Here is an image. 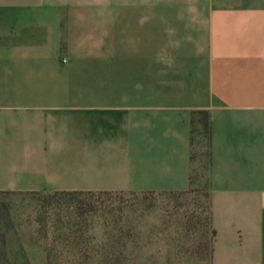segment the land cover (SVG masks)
<instances>
[{
  "label": "crops",
  "instance_id": "0c3cea01",
  "mask_svg": "<svg viewBox=\"0 0 264 264\" xmlns=\"http://www.w3.org/2000/svg\"><path fill=\"white\" fill-rule=\"evenodd\" d=\"M46 5L0 0V192L188 190L191 117L206 110L210 264H264V0L141 8L146 37L111 39L91 85L62 44L65 12Z\"/></svg>",
  "mask_w": 264,
  "mask_h": 264
},
{
  "label": "rangeland",
  "instance_id": "374dc122",
  "mask_svg": "<svg viewBox=\"0 0 264 264\" xmlns=\"http://www.w3.org/2000/svg\"><path fill=\"white\" fill-rule=\"evenodd\" d=\"M44 1L46 6L65 12L62 44L74 45L78 60L75 66L85 71V81L90 85L94 67L99 65L96 56L108 55L111 39L139 42L146 37L140 23L141 8H149L151 18L156 17L157 8L172 12V8H195L206 4V0ZM73 8L77 9V14H67ZM115 16L131 21L114 24ZM52 27L61 29L59 22H52ZM148 28L150 39L172 38L171 32L157 31L156 25L150 24ZM206 150L205 146L201 147V161L193 168V184L199 188L196 192H123L74 198L0 193V202L7 205V211L0 213V264H45V248L60 249V246L52 245L58 219L82 223V243L78 248L81 256L62 255V264L86 261L94 264L100 260V254L107 255L105 259L109 261L103 264H210L207 250L202 245L209 236L205 224L206 197L201 188L206 175ZM47 200L51 202L47 203ZM80 200L93 202L96 209L82 217L76 216L75 207ZM116 237H121L120 245L115 244ZM57 252L53 251V256L58 261Z\"/></svg>",
  "mask_w": 264,
  "mask_h": 264
},
{
  "label": "trees",
  "instance_id": "16d2710c",
  "mask_svg": "<svg viewBox=\"0 0 264 264\" xmlns=\"http://www.w3.org/2000/svg\"><path fill=\"white\" fill-rule=\"evenodd\" d=\"M209 141H210V115L206 110H198L195 111L191 117V130H190V144L192 146V152L190 154V159L193 161L195 156L197 155V152L194 151V145H200L206 147V157H207V164L209 162V153H208V147H209ZM190 184L193 185L194 182V176H193V168L190 172L189 176ZM199 188L197 187H190L188 190L185 191H172V192H159V193H172V194H183V193H190V192H196ZM201 189V188H200ZM0 193H10V192H0ZM132 193H138V192H132ZM141 193H154L152 191L149 192H141ZM205 197H206V205H207V216L205 217V224L209 228V236L206 237L205 243H202L204 245V249L207 250V256L209 258L211 257V250H212V241L215 235V230L211 226V211H210V195L209 192L204 190ZM94 194H112L110 192H82V191H74V192H55L52 195H50L52 198H58V196H69V197H76L81 195H94ZM47 203H50L51 200H47ZM93 202L86 201V200H80L77 201L75 212L76 216L82 217L84 214H88L91 211L95 210L96 207L93 206ZM7 209V205L4 202H0V213L3 210ZM7 211V210H6ZM5 211V212H6ZM77 218V217H76ZM58 222L60 223L58 225ZM58 222H56L54 225V228L57 229L56 235L52 237V245L60 246V249L54 250V247L51 248H45V264H62V255H71L73 258H79L81 256L80 252H78V248L80 247V244L82 241L80 240V230L82 224L79 220L71 221L68 220L67 222H64L61 219H58ZM55 234V233H54ZM113 237V236H112ZM121 237H116L115 244H119ZM114 243V242H113ZM105 245L104 243L102 244ZM120 245V244H119ZM63 247H67V251L63 249ZM69 248V249H68ZM53 251H58L56 253L58 257V261L54 259ZM105 254H100V260H97L94 262V264H103L106 263L108 260L105 258L106 256H103ZM56 257V256H55ZM73 261V260H72ZM109 263V261H108ZM118 264V262H114ZM83 264H90L87 261L83 262Z\"/></svg>",
  "mask_w": 264,
  "mask_h": 264
},
{
  "label": "built area",
  "instance_id": "2783aa9c",
  "mask_svg": "<svg viewBox=\"0 0 264 264\" xmlns=\"http://www.w3.org/2000/svg\"><path fill=\"white\" fill-rule=\"evenodd\" d=\"M62 61H66V58H63V60Z\"/></svg>",
  "mask_w": 264,
  "mask_h": 264
}]
</instances>
